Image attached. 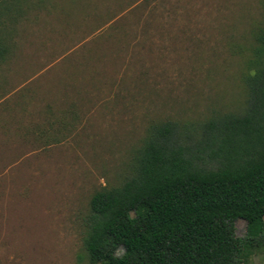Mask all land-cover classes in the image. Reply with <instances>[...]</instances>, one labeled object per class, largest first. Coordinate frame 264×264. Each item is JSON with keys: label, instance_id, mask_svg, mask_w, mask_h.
<instances>
[{"label": "rangeland", "instance_id": "rangeland-1", "mask_svg": "<svg viewBox=\"0 0 264 264\" xmlns=\"http://www.w3.org/2000/svg\"><path fill=\"white\" fill-rule=\"evenodd\" d=\"M263 18L264 0H2L0 264H90L92 195L151 123L243 108ZM252 244L240 264H264Z\"/></svg>", "mask_w": 264, "mask_h": 264}, {"label": "trees", "instance_id": "trees-1", "mask_svg": "<svg viewBox=\"0 0 264 264\" xmlns=\"http://www.w3.org/2000/svg\"><path fill=\"white\" fill-rule=\"evenodd\" d=\"M253 36L241 110L151 123L121 183L92 195L90 264H240L264 237V18Z\"/></svg>", "mask_w": 264, "mask_h": 264}]
</instances>
